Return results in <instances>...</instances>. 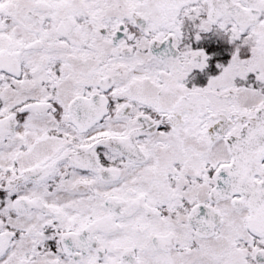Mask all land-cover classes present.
<instances>
[{
  "label": "snow or ice",
  "instance_id": "6c2138e0",
  "mask_svg": "<svg viewBox=\"0 0 264 264\" xmlns=\"http://www.w3.org/2000/svg\"><path fill=\"white\" fill-rule=\"evenodd\" d=\"M0 264H264V0H0Z\"/></svg>",
  "mask_w": 264,
  "mask_h": 264
}]
</instances>
